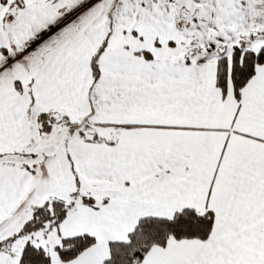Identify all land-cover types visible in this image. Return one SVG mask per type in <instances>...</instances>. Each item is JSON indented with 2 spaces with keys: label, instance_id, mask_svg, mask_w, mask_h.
Segmentation results:
<instances>
[{
  "label": "snow or ice",
  "instance_id": "obj_1",
  "mask_svg": "<svg viewBox=\"0 0 264 264\" xmlns=\"http://www.w3.org/2000/svg\"><path fill=\"white\" fill-rule=\"evenodd\" d=\"M0 264H264V0H0Z\"/></svg>",
  "mask_w": 264,
  "mask_h": 264
}]
</instances>
